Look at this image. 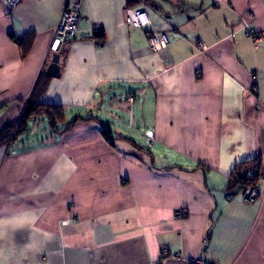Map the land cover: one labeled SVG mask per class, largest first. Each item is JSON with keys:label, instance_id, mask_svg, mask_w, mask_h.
Here are the masks:
<instances>
[{"label": "crops", "instance_id": "1", "mask_svg": "<svg viewBox=\"0 0 264 264\" xmlns=\"http://www.w3.org/2000/svg\"><path fill=\"white\" fill-rule=\"evenodd\" d=\"M73 1L0 0V131L20 121L55 54L59 75L40 76L36 103L64 107L65 123L93 118L59 134L37 118L0 146V264H264V0H183L144 10L145 30L127 25L129 0H78L90 23L53 53ZM150 30L165 35L159 52ZM106 96L124 127L152 133L148 150L120 130L105 141ZM257 156L263 194L245 203L227 180Z\"/></svg>", "mask_w": 264, "mask_h": 264}, {"label": "trees", "instance_id": "2", "mask_svg": "<svg viewBox=\"0 0 264 264\" xmlns=\"http://www.w3.org/2000/svg\"><path fill=\"white\" fill-rule=\"evenodd\" d=\"M136 1L137 0H129L127 6L131 7V4ZM11 36L15 39V41L21 46L22 50L24 51V48L21 45L22 39L14 37L13 35ZM91 38L94 39L98 45H102V43L104 42L103 33L100 32H93ZM40 76L45 77L46 79L49 78V76L47 74H44L43 72L40 74ZM39 78L33 89L30 102L25 107L20 121L17 123H11L5 126L0 131V146L9 143V141H14V139L17 138L19 135L25 133L28 130V124L37 118L45 120L47 122V126L53 134H59L61 132L68 131L78 120L93 119L92 117H82L78 114H75L71 117L68 122L65 123L64 118L66 114V109L64 107L60 105L36 103V100L45 90V85L40 83ZM59 125H61V127L57 128ZM99 125L102 137L109 144L113 145V140L117 139L118 137L113 136V131L107 125L100 122ZM246 172H250V175H245ZM260 172V156L235 164L228 177L226 190L228 192L234 191L235 193H239L247 186H256Z\"/></svg>", "mask_w": 264, "mask_h": 264}, {"label": "built area", "instance_id": "3", "mask_svg": "<svg viewBox=\"0 0 264 264\" xmlns=\"http://www.w3.org/2000/svg\"><path fill=\"white\" fill-rule=\"evenodd\" d=\"M10 5H15L20 0H6ZM214 5H219L223 3L224 0H212ZM126 23L127 25L135 28L146 29L151 22L147 19L146 13L144 10H134L132 8H127L125 11ZM80 20H84L87 23H90L89 19L85 16L80 15L79 1H73L67 5L61 14L59 22L57 23L53 37L49 46V50L53 53H58L61 49H65L76 32L77 23ZM245 33L251 39L253 46L260 41L261 36L256 33L253 29H250L245 25ZM148 48L152 52H159L166 46L165 35L157 30H150L147 38ZM199 47H203L201 43H198ZM129 101L132 103L133 98H129ZM145 136L153 141L152 133L148 130L145 131ZM13 142L9 141L8 145H12ZM245 175L249 176L250 172H246ZM263 193L259 194L255 186H247L241 192H239L240 198L245 203H252L258 195L262 196ZM232 198V196H229ZM163 254H167V249L162 250ZM188 264H207L199 260H191Z\"/></svg>", "mask_w": 264, "mask_h": 264}, {"label": "rangeland", "instance_id": "4", "mask_svg": "<svg viewBox=\"0 0 264 264\" xmlns=\"http://www.w3.org/2000/svg\"><path fill=\"white\" fill-rule=\"evenodd\" d=\"M186 4H188V1L184 2L183 0H137L131 4V8L136 11L147 10L149 15L152 12L163 15L166 13L165 10L168 8H182ZM126 111L127 109L125 110V113H128ZM121 115L122 114H118L116 106L113 104V99H110V97L106 96L102 100V104L98 112V116L101 118L100 123L107 125L113 131V134L115 132L114 130H120L119 132L125 133L127 132L126 134L131 137L132 142L138 146L149 149L148 138H144L142 136V132L136 133L137 127L135 123L131 129L124 127L122 119L119 118ZM125 120H128V116L125 117ZM43 129H46V126L40 128L39 134H42L41 130ZM26 136H28V134Z\"/></svg>", "mask_w": 264, "mask_h": 264}, {"label": "water", "instance_id": "5", "mask_svg": "<svg viewBox=\"0 0 264 264\" xmlns=\"http://www.w3.org/2000/svg\"><path fill=\"white\" fill-rule=\"evenodd\" d=\"M58 55L55 54L52 63L48 66L46 73L50 77H58L59 75V68L57 65Z\"/></svg>", "mask_w": 264, "mask_h": 264}]
</instances>
